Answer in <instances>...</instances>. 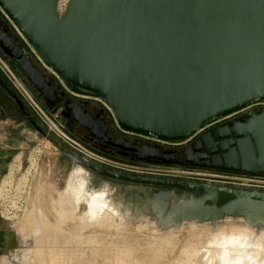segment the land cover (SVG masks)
<instances>
[{
	"label": "water",
	"instance_id": "95a60500",
	"mask_svg": "<svg viewBox=\"0 0 264 264\" xmlns=\"http://www.w3.org/2000/svg\"><path fill=\"white\" fill-rule=\"evenodd\" d=\"M57 8L58 0H0V13L22 47L0 40V51L23 82L1 59L0 64L51 129L67 139L31 100L29 94L34 95L25 91L26 83L50 115L60 110L58 117L67 120L65 112L71 110L72 122L94 140L102 138L101 123L84 115L78 105L83 102L73 101L67 92L98 100L120 132L166 144L186 143L244 112L192 146L201 152L202 142L206 154L200 157L210 163L191 166L194 172L169 173L264 178V109H252L264 105V0H69L62 15ZM0 85L7 89L1 78ZM150 158L155 157L138 161ZM88 168L136 185L124 191L98 188L129 221L167 232L184 224L214 227L230 219L264 232L262 189L135 178ZM132 190L136 194L127 197Z\"/></svg>",
	"mask_w": 264,
	"mask_h": 264
},
{
	"label": "rangeland",
	"instance_id": "374dc122",
	"mask_svg": "<svg viewBox=\"0 0 264 264\" xmlns=\"http://www.w3.org/2000/svg\"><path fill=\"white\" fill-rule=\"evenodd\" d=\"M0 15L4 18L1 13ZM7 23L15 36L19 37L12 25L8 21ZM0 129L5 131L4 128ZM31 137L27 135V141H17L14 147H3L10 159L6 164L0 163V188L5 182L3 189L6 197L4 200L0 197V214H2L0 246H6L0 247V260L8 255L13 261L12 264H33L31 260L26 263L22 261L24 254L27 251L42 249L44 264H193L194 260L203 254H212L214 264H236L239 261L233 260L245 254L239 250L252 248V245L253 249L258 248V252L253 254L264 257V232L255 233L241 222L226 219L222 224L214 227L184 224L177 230L161 232L150 223H136L119 215L116 208L108 203L105 191L93 189L95 188L93 184L88 183L87 193L98 195L95 197H100V200L104 199L107 204V208L106 205L104 207L106 210L101 212L98 219L85 218L87 224H83L76 219L87 210L86 204L81 203L79 209L71 213L72 220L68 218L59 226L62 232L69 233L67 237H70L69 240L65 238L64 234H67L64 233L61 236L57 235L59 238L57 237L58 243H56L52 234L53 238L50 235L49 242L45 240L42 245L41 240L44 239L41 238V234L40 237L39 234L36 237H34L36 234L27 237L25 234L27 232L18 229V224L26 215L30 217L33 215L32 217L37 218L34 233L36 231L43 233L41 227L47 222L53 226L57 225L59 219L52 209L58 210L56 205L59 193L64 190L68 174L74 166L62 164L55 144L45 138L32 140ZM32 155L35 162L32 159L29 166L28 159ZM17 163L21 164L20 171L19 166L16 167ZM20 181L23 183L21 188H19ZM32 210L33 212H30ZM5 216L9 218L7 221L3 219L6 218ZM102 217L107 221H102ZM71 233L81 235L82 238L86 237L85 241L77 240L78 238L72 237ZM37 238H41L40 241ZM165 238L167 243L163 240ZM36 239L37 242L34 243ZM51 241L57 245H51ZM223 242H232L229 251L228 249L227 252L218 251Z\"/></svg>",
	"mask_w": 264,
	"mask_h": 264
},
{
	"label": "flooded vegetation",
	"instance_id": "af4514ba",
	"mask_svg": "<svg viewBox=\"0 0 264 264\" xmlns=\"http://www.w3.org/2000/svg\"><path fill=\"white\" fill-rule=\"evenodd\" d=\"M0 40L5 44L8 43L22 48L19 38L15 36L14 31L1 15ZM0 59L7 65L17 81L22 83L24 80L23 75L19 74L15 67L5 60L1 51ZM0 78L5 81L7 88L4 89L0 85V128H4L5 130L3 131L1 129L4 133L3 144L8 147H14L17 141H27V135L32 136V140L45 138L50 143L59 147V149L56 147V151L59 154V160L62 164L82 167L87 174L89 173L87 179L88 184H93L95 187L93 189L97 190L102 186L110 189L119 187L121 191H124L126 187L135 189L136 185L95 174L88 168L89 165L101 168L107 173H115L135 178L173 180L179 183L190 181L187 179L188 175L180 173L172 174L169 173V171L194 172L190 169L191 166L210 163L209 161L202 160L200 157L206 154L205 146L202 142L201 145L203 149L201 152H195L192 146L200 141L203 136L209 134L210 130L223 129L230 123L238 121V118L244 114V112L239 113L216 123L204 129L186 143L166 144L122 133L111 124L109 113L102 111L101 107L97 105L98 102L91 99L71 97L73 101L77 100L83 102L82 104L78 103V105L80 111L83 112L84 115L91 118L95 123H101V127H98V134L101 135L102 138L100 140H94L89 138L84 130L79 129L75 123L72 122L71 110L65 112L68 116L67 120H63L60 117L55 118V116L50 115L49 112L46 111L47 107L43 104L41 98H39L35 90L26 83L29 92L24 88L25 91L28 94H33L41 105L29 94L31 100L41 107L48 119L60 128L61 132L67 137V139H65L50 128L47 120L39 113L36 107L30 102L25 92L18 87L16 81L7 73L1 64ZM17 101H20L21 105ZM252 109H264V105H258ZM75 113L77 116L81 114L80 112L77 113L76 110ZM214 149H217V147H214ZM70 155L79 159L80 163H77ZM152 156L155 158L154 160L150 158L149 162L138 161L140 157ZM215 156H217V154H215ZM193 182L200 184L209 183L199 181ZM117 192L118 191L114 190V194L119 196ZM176 193L181 194V191H176ZM135 194L136 193L132 190L127 193V197H132ZM140 196H143V193H141Z\"/></svg>",
	"mask_w": 264,
	"mask_h": 264
},
{
	"label": "bare ground",
	"instance_id": "6f19581e",
	"mask_svg": "<svg viewBox=\"0 0 264 264\" xmlns=\"http://www.w3.org/2000/svg\"><path fill=\"white\" fill-rule=\"evenodd\" d=\"M34 165V164H33ZM18 166H19V171H20V169H21V164L19 165V163H18ZM27 173H28V171H27ZM89 174V173H88ZM88 174H87V172H85V170L84 169H82V167H80V166H75L72 170H71V172L68 174V178H67V180H66V185H65V188H64V190L62 191V192H60L59 193V196H58V202H57V205L56 206H58V210H56V212H55V210H54V208L52 209V211L56 214V216H58V219H59V222H58V220H57V225H55L54 224V226L53 225H50V224H48V222L45 220V222H47V223H45V224H43L42 225V227H41V229H42V231H44L43 233H34V231H35V228L37 227V225H36V220H37V218L36 217H30V216H28V215H26L22 220H21V222H19V224H18V229H20V230H22V231H24V232H27V233H25L26 235H27V237H30L31 235H35L34 237H36L37 236V234H39V237H40V234H41V238L42 239H44V241H42L41 240V243L42 242H45V240H48V242H49V238H50V235H51V237L54 235V237H55V239L54 240H56L57 242L56 243H58V238H59V236H57V235H63L64 233H66V231L65 232H62V230H60V224L62 225V223H64V221L66 220V219H68V218H71V213L72 212H76L77 211V209H79V205L81 204V203H85L86 204V206H87V210H86V212L85 213H83L82 215H78L77 217H76V219L77 220H79L81 223H83V224H85L86 223V220H85V218H88V220H89V218H97L98 219V217L99 216H101V212H104L106 209H104V207H105V205H106V207L105 208H107V204L105 203V200L104 199H99L100 197H95L96 195H89L88 193H87V190H86V185H87V183H88ZM105 181V180H104ZM26 182V181H25ZM107 182V181H106ZM101 183V182H100ZM23 183H22V181H20V184H19V188H21V187H23V185H22ZM103 185V184H102ZM128 185V184H127ZM5 186V182H3L2 183V185H1V188H0V197H1V199L3 198V200L6 198L5 197V192H4V189L3 188H5L4 187ZM132 186V185H131ZM30 195H32V194H30ZM54 205V204H53ZM30 212H33V210L32 211H30ZM6 214V213H5ZM54 214V215H55ZM76 214V213H75ZM40 216H42V214L40 215ZM6 217V216H5ZM42 218V217H41ZM3 219H6V221L9 219V218H3ZM44 220V219H43ZM70 220V219H69ZM71 220H72V218H71ZM70 220V221H71ZM73 220H74V218H73ZM102 221H107L106 220V218L105 217H102ZM88 222H90V221H88ZM116 223V222H115ZM87 224V223H86ZM231 227V226H230ZM72 233H74V232H72ZM70 234V235H72V237L74 236L77 240H79V239H81V240H84L85 241V239L84 238H86V237H84V238H82V237H80L79 235L77 236V235H73V234ZM79 233V232H78ZM141 233V232H140ZM53 234V235H52ZM67 234V233H66ZM158 234V233H157ZM22 235V234H21ZM64 236H65V238H67L68 236H69V233L67 234V235H65L64 234ZM26 237V236H25ZM34 237L32 238V240L34 239ZM58 237V238H57ZM71 237V238H72ZM41 238H37V239H39V241H40V239ZM53 238V237H52ZM70 238V237H69ZM69 238H67L68 240H69ZM74 238V239H75ZM31 239V238H30ZM37 239H36V241L34 242V243H36L37 242ZM66 239V240H67ZM73 239V238H72ZM73 239V240H74ZM76 239H75V241H76ZM116 239H118V238H116ZM166 239V238H165ZM165 239H163L165 242L167 241V239L165 240ZM169 239V238H168ZM53 240V239H52ZM53 240V241H54ZM72 240V241H73ZM161 240V239H160ZM162 240V241H163ZM170 240V239H169ZM34 241V240H33ZM163 241V242H164ZM52 242V241H51ZM50 242V243H51ZM102 242V241H101ZM151 242V241H150ZM159 242H161V241H159ZM164 242V243H165ZM39 243V242H38ZM78 243V242H77ZM167 243V242H166ZM232 243V242H231ZM230 242H228V243H222L221 244V246H220V248H219V252H227V249H228V251H229V249L231 248V244ZM48 244V243H47ZM46 244V245H47ZM53 244V242L51 243V245ZM161 244H163V243H161ZM168 244H169V242H168ZM233 244H234V242H233ZM36 245H38V244H36ZM42 245H43V243H42ZM54 246L55 245H57V244H53ZM74 245H76V244H74ZM131 245V244H130ZM165 245V244H164ZM259 246L258 247H260V244H258ZM39 246V245H38ZM66 246V245H65ZM83 246V245H82ZM114 246V245H113ZM247 246H249V245H247ZM158 247V246H157ZM155 248V247H154ZM247 248V247H246ZM254 248V246L252 245V248H247V249H240L239 251H242L243 253H245L244 255H242L241 257L240 256H238V258L236 257L233 261H235V262H238V263H236V264H264V257L262 256H257L256 254H253V253H257L258 252V248H256L255 247V249H253ZM256 250V252H254ZM52 251V250H51ZM51 251H49V252H51ZM57 251H59V250H57ZM146 251V250H145ZM92 252V251H91ZM25 253V252H24ZM23 253V254H24ZM47 253V252H46ZM44 251L42 250V249H36V250H33V251H30V252H26L25 254H24V256H23V262L24 263H26V262H28L29 260H31V261H33V264H44L43 262V260H44ZM136 254V253H135ZM251 254V256H249L248 257V255H250ZM5 255V254H4ZM46 255V254H45ZM207 255V256H206ZM206 255H200V258H198L197 257V259L196 260H194V262H193V264H214L215 262H213V258H211V255L212 254H206ZM213 256V255H212ZM244 256H246L247 258L245 259V257ZM218 257V259H219V256H217ZM138 258V257H137ZM157 258V257H156ZM111 259V258H110ZM238 260V261H237ZM1 264H12L13 263V261H11V259H10V256H5V257H3L1 260ZM230 262H232V261H230ZM243 262V263H242ZM71 263V262H70ZM222 264V263H221ZM224 264V263H223Z\"/></svg>",
	"mask_w": 264,
	"mask_h": 264
},
{
	"label": "built area",
	"instance_id": "2783aa9c",
	"mask_svg": "<svg viewBox=\"0 0 264 264\" xmlns=\"http://www.w3.org/2000/svg\"><path fill=\"white\" fill-rule=\"evenodd\" d=\"M68 1L69 0H58V8H57V10H58L59 15L63 14ZM46 72L49 75H53L48 70H46ZM67 93H68L69 96L74 97V98L91 99V100H93L95 102L100 103L98 100L90 98V97H87V96L83 97V96H79V95H76V94H73V93H70V92H67ZM58 112L55 115V118H58ZM32 159H34V162H35L34 155L30 156L29 159H28L29 166H31V160ZM22 164H23V162H22ZM17 166H18V163H17L16 167ZM187 179L190 180V181L209 182V183L220 184V185H224V186H232V187L245 188V189L255 188V189L264 190V178H251V177H242V176L219 175L218 177H213V178H202V177L188 176ZM1 215L2 214H0V216Z\"/></svg>",
	"mask_w": 264,
	"mask_h": 264
},
{
	"label": "crops",
	"instance_id": "0c3cea01",
	"mask_svg": "<svg viewBox=\"0 0 264 264\" xmlns=\"http://www.w3.org/2000/svg\"><path fill=\"white\" fill-rule=\"evenodd\" d=\"M3 135H4V133L0 129V163L6 164V162L10 159V157H9V155H7V152H5V149L3 148V147H7L6 145L3 144ZM2 247H4V245Z\"/></svg>",
	"mask_w": 264,
	"mask_h": 264
}]
</instances>
